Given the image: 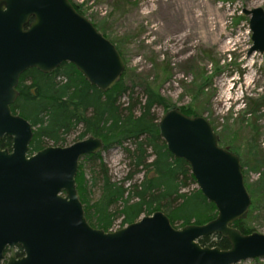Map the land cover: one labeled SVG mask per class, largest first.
Instances as JSON below:
<instances>
[{"label":"water","instance_id":"95a60500","mask_svg":"<svg viewBox=\"0 0 264 264\" xmlns=\"http://www.w3.org/2000/svg\"><path fill=\"white\" fill-rule=\"evenodd\" d=\"M235 1V0H230ZM251 46L264 53V10L243 9ZM69 63L106 92L117 84L125 63L114 44L69 0H0V264H238L264 259V234L233 227L251 206L240 158L219 145L211 124L170 106L157 127L167 150L185 161L216 217L175 228L160 212L113 231L87 222L75 179L81 159L101 152L89 136L66 147H46L30 157V123L13 113L23 73L50 74ZM4 138L10 148H2ZM219 235L229 248L203 247L199 239ZM20 247L22 256L16 257Z\"/></svg>","mask_w":264,"mask_h":264},{"label":"rangeland","instance_id":"374dc122","mask_svg":"<svg viewBox=\"0 0 264 264\" xmlns=\"http://www.w3.org/2000/svg\"><path fill=\"white\" fill-rule=\"evenodd\" d=\"M69 1L120 52L123 81L133 86L134 96L141 98L149 84L169 106L191 108L211 124L219 145L240 158L245 184L254 189L261 181L264 188V53L246 56L251 32L241 13L264 10V0ZM156 113L161 117L164 111ZM77 141L73 134L66 146ZM253 148L261 155L257 169ZM101 158L114 181L128 173L121 149L103 151ZM84 170L89 180L91 169L85 164ZM98 188L92 187V200ZM246 225L264 234V211H255ZM238 264H264V259Z\"/></svg>","mask_w":264,"mask_h":264},{"label":"trees","instance_id":"16d2710c","mask_svg":"<svg viewBox=\"0 0 264 264\" xmlns=\"http://www.w3.org/2000/svg\"><path fill=\"white\" fill-rule=\"evenodd\" d=\"M17 92L11 110L32 126L29 154L48 145L64 147L68 138L76 134L78 141L89 136L99 138L104 144L101 152L119 148L128 159L129 171L118 181L109 175L101 152L81 159L76 189L86 220L93 228L106 232L121 229L157 211L164 213L175 228L203 225L216 217L215 206L198 188L190 189L196 182L188 164L175 158L159 136L160 117L156 110L165 112L170 106L149 84L143 86L141 98L134 96L133 86L125 84L123 76L111 89L102 92L73 65L64 63L50 74L27 70L19 79ZM179 110L187 116H196L191 108ZM10 146V139L1 141L2 148ZM253 149V167L257 169L261 165L257 155H261ZM85 164L91 169L89 180L84 173ZM260 183L254 189L245 184L251 198L248 216L233 223L242 234L255 232L246 221L255 211H264L261 192L264 188ZM97 185L99 195L92 200L91 190ZM118 219L120 223L115 229ZM198 242L203 247L229 248L228 242L219 235L201 238Z\"/></svg>","mask_w":264,"mask_h":264},{"label":"flooded vegetation","instance_id":"af4514ba","mask_svg":"<svg viewBox=\"0 0 264 264\" xmlns=\"http://www.w3.org/2000/svg\"><path fill=\"white\" fill-rule=\"evenodd\" d=\"M34 154V153H33ZM33 154H28V157H30L31 155H33ZM22 250H21V248L20 247H17L16 248V257H20V256H22ZM9 255H10V253H9V250H8V248H6L4 251H3V257H2V261H1V264H6L7 263V260H8V258H9Z\"/></svg>","mask_w":264,"mask_h":264}]
</instances>
